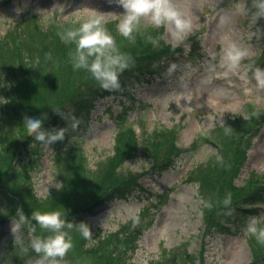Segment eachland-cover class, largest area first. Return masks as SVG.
<instances>
[{"label": "rangeland", "instance_id": "374dc122", "mask_svg": "<svg viewBox=\"0 0 264 264\" xmlns=\"http://www.w3.org/2000/svg\"><path fill=\"white\" fill-rule=\"evenodd\" d=\"M177 3L191 17L193 26L182 38H177L171 25H163V39L181 45L183 58L189 49L198 47L196 64L191 67L181 61L180 71L168 67L164 77L150 84H136L132 102L126 106H121L119 98L101 100L90 112L83 129L70 125L63 139L49 145L29 141L22 125V96L6 95L0 85V264L3 251L7 252L6 264H26L39 255L32 250L25 253L14 241L11 224L17 209L22 208L30 215L36 209L64 207L68 218L86 207L85 196L97 182L89 173L96 164L114 156L117 131L132 122L141 126L139 129L134 125L138 136L154 129H174L177 145L190 152L175 157L162 171L152 169V162L140 156L121 163L122 171L138 174L137 184L141 188L126 201L98 206L87 215L85 220L96 243L102 238L106 242L97 252L87 250L93 245L85 247L87 241L82 245L75 230H71L72 247L64 257L67 264H154L164 252L174 249V256L182 250L196 256L195 264H200V259L202 264H251L248 233L244 231L246 222L236 234L220 233L218 228L224 222L223 210L229 205L224 204V198L230 191L213 181L212 207L208 208L211 214L207 213L213 225H207L198 178L191 176V170L219 155V148L210 138L213 129L233 117H246L251 111L259 123L256 131L249 133L251 128L244 129L250 144L241 168L230 182L232 190L241 188L235 195L230 192L231 202L240 193L252 189L250 174L261 183L255 185H264V89L246 94L245 81L241 78L245 68L264 67V16L254 15L255 0H177ZM241 3L246 5V11L241 10ZM123 11L115 0H0V38L34 14L46 24L48 17L56 13L57 19L67 22L74 14L103 12L108 22L116 23L112 16ZM142 23L153 26L147 19ZM228 39L240 44L247 54L241 60V67L226 75L220 59ZM213 64L216 70L209 72L208 66ZM254 83L251 81L250 86ZM57 89L43 90L33 115L46 114L48 121L55 109L69 104L72 96ZM123 110L125 115L121 119ZM76 146L84 156L89 181L81 190L73 189L71 184L61 193L53 158L68 148L75 150ZM69 164L72 162L68 161L72 169ZM256 207L259 223L264 220V198ZM137 222H149L150 226L137 233L132 230L138 226ZM44 231L37 226V234ZM109 234L118 235L120 241L106 237ZM23 237L27 244V226ZM11 254L16 255L15 261ZM172 258L163 264H175Z\"/></svg>", "mask_w": 264, "mask_h": 264}, {"label": "trees", "instance_id": "16d2710c", "mask_svg": "<svg viewBox=\"0 0 264 264\" xmlns=\"http://www.w3.org/2000/svg\"><path fill=\"white\" fill-rule=\"evenodd\" d=\"M53 17L55 23L44 24L38 19L40 17L34 15L27 21L16 24L0 38L1 90L6 95L22 96L24 100L22 115L25 113L33 114L36 111L38 100L42 97L44 89L58 88L57 90L60 89L66 95L72 96L69 104L59 109L69 119L65 122L60 114L55 112L48 121L44 122L45 127L63 126L65 123L68 127L71 125V118L74 115L76 119L75 127H80L82 130L90 112L101 100L108 97H111V99L119 98L121 106H126L132 102V92L136 84H150L164 77L168 67L180 71L181 61L192 67L199 57V54H197L199 53L198 47L195 45L197 48H191L183 58L184 49L181 46L164 41V26L157 28L144 25L141 22L139 30L135 33V39L131 40L117 31L114 21H109L107 27L114 34L119 49L128 54L130 60L127 67L119 74V88L105 89L99 86L98 81L87 70L73 67L70 53L75 45L66 43L61 35L66 22L57 19V15ZM153 37L159 40V44L153 43L151 39ZM123 111L121 119H124L125 110ZM249 113L245 115L246 117H233L223 126L213 129L210 132V138L215 141L216 146L219 148V155L191 170V176L198 178V187L204 202L202 211L204 221L209 226L213 224L209 223L211 219L209 220L207 213L210 212L205 202L209 200L212 202L213 200L211 193L213 181L222 183L224 189L233 192L232 195H235L241 189L233 187L232 190L230 182L241 168L249 149L250 137L247 138L244 129L251 128L249 132L251 133L257 130L256 125L258 126L259 123L257 116H254L252 112ZM117 133L114 156H109L96 164L94 170L89 173L98 184L97 182L93 183V188L87 192L85 196L87 197L86 207H82L77 213H72L68 219L85 220L87 215L98 206L113 201H126L131 194L138 192L141 188L137 184L139 181L138 174H132L131 171H122L120 168L121 163L139 155L152 162V169L162 171L171 165L175 157L190 152V150H184L177 146V134L174 129L143 132L140 139H138L132 126L126 124ZM28 140L34 141L32 134H29ZM193 148L194 145L191 149L194 150ZM68 152L62 151L59 157L53 158L55 164L53 167L56 169L57 178L61 181L59 187L61 193L71 184L74 187L73 189L81 190L89 181L84 170L83 164H85V161L81 151L72 150ZM67 156H70V160ZM68 161L72 162V164H69L72 169H69ZM250 182L254 185H251L252 189H247L249 186L245 188L247 191L240 193L223 210L222 219L224 222L218 226L220 233H238L237 231L243 227L245 220L255 216V212H258L256 205L263 203L264 185H255L261 183L253 174L249 176ZM229 209H232V211L229 212ZM263 221L261 220L259 224L263 225ZM148 225L150 226L149 222L144 224L140 222L132 230L140 233L148 228ZM75 232L83 245L86 239L77 231ZM109 236L120 241L118 235L109 234L106 237ZM103 239L98 240L95 245L87 250L93 253L97 252L98 248L106 243ZM247 242L252 255V262L250 263L264 264V243L258 241L251 233H248ZM174 251L175 249L167 253L164 252L161 259L154 264H163L169 261L172 256L175 264H195L196 256L188 255L185 250H182L176 253V257ZM5 253L7 252L3 251L2 253V264L7 263L4 258L7 255ZM11 257L14 261L16 260L15 254H11ZM25 263L30 264V260ZM200 264H202L201 259Z\"/></svg>", "mask_w": 264, "mask_h": 264}, {"label": "clouds", "instance_id": "9594fccd", "mask_svg": "<svg viewBox=\"0 0 264 264\" xmlns=\"http://www.w3.org/2000/svg\"><path fill=\"white\" fill-rule=\"evenodd\" d=\"M111 2V0H109ZM122 6L123 12L113 15L116 21L117 31L124 37L135 39V33L139 30L142 20L147 19L157 28L163 25H171L177 38H182L193 26V21L178 5L177 0H115ZM241 10L246 11V5L240 4ZM254 15L258 18L264 16V0H255ZM107 17L103 12L89 14H74L65 23L61 35L66 43L74 44L70 55L75 69H85L98 81L99 86L105 89H116L120 86L119 74L127 67L130 56L119 49L116 38L107 27ZM46 23H55V18L49 16ZM154 44L159 40L151 38ZM247 54V50L236 41L228 39L224 46L220 59L225 74L236 71L241 67V60ZM216 65H209L208 71L214 72ZM251 72V75H249ZM242 80L245 81L243 91L252 93L254 90L264 89V67L245 68ZM254 81V86L250 82ZM183 98V97H182ZM66 122L69 117L55 109ZM47 115L41 116L25 113L23 126L27 134L33 135L34 141L49 145L57 139H63L67 132V124L63 126L45 127ZM71 126H76L74 115L71 118ZM39 195V192H37ZM231 203V193L224 198V204ZM207 207H212V202H205ZM232 209H229L231 212ZM67 210L63 208H51L47 210H32L26 214L22 208L17 209L16 219L11 224V232L14 241L22 246L25 253L30 250L39 254L34 259L30 258V264H67L64 260L68 250L72 247V232L77 231L83 236L90 247L96 243L90 226L86 220H74L67 218ZM33 221H35L33 223ZM28 227L29 239L24 243L23 229ZM37 226L45 230L37 234ZM244 231L251 233L255 238L264 243V225L258 223L255 216L249 217L245 223Z\"/></svg>", "mask_w": 264, "mask_h": 264}, {"label": "bare ground", "instance_id": "6f19581e", "mask_svg": "<svg viewBox=\"0 0 264 264\" xmlns=\"http://www.w3.org/2000/svg\"><path fill=\"white\" fill-rule=\"evenodd\" d=\"M50 8V6H48V9Z\"/></svg>", "mask_w": 264, "mask_h": 264}]
</instances>
